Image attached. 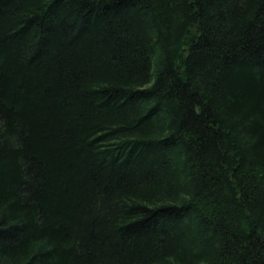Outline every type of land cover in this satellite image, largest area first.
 I'll return each instance as SVG.
<instances>
[{"label": "trees", "instance_id": "1", "mask_svg": "<svg viewBox=\"0 0 264 264\" xmlns=\"http://www.w3.org/2000/svg\"><path fill=\"white\" fill-rule=\"evenodd\" d=\"M0 264H264V0H0Z\"/></svg>", "mask_w": 264, "mask_h": 264}]
</instances>
